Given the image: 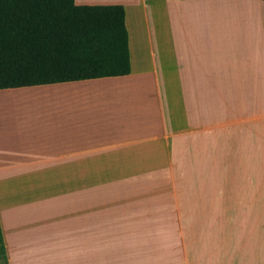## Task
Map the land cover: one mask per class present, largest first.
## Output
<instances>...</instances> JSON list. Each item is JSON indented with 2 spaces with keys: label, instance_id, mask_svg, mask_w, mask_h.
<instances>
[{
  "label": "crops",
  "instance_id": "obj_1",
  "mask_svg": "<svg viewBox=\"0 0 264 264\" xmlns=\"http://www.w3.org/2000/svg\"><path fill=\"white\" fill-rule=\"evenodd\" d=\"M74 1L123 6L130 72L0 90V207L44 193L62 214H82L88 192H129L136 177L171 171L170 161L207 160L208 182L190 169L223 214L208 216L206 237L192 234L185 264H264V2L226 10L220 48L228 55L217 68L216 42L195 46L186 61L182 43L167 36L173 17L192 5L202 15L199 6L215 0ZM171 64L183 68L174 74ZM171 97L183 98L182 111L171 112Z\"/></svg>",
  "mask_w": 264,
  "mask_h": 264
},
{
  "label": "rangeland",
  "instance_id": "obj_2",
  "mask_svg": "<svg viewBox=\"0 0 264 264\" xmlns=\"http://www.w3.org/2000/svg\"><path fill=\"white\" fill-rule=\"evenodd\" d=\"M199 7L204 10L202 15L192 5L190 12L173 17L167 36L182 43L186 61L196 56L195 46L199 50L207 49L216 42L218 68V63L228 55L221 49L226 10L255 7L244 0L206 1ZM150 67L160 71L158 61ZM182 68L171 64L174 74ZM216 98L218 103L223 100L222 96ZM170 102L171 112L182 111L185 103L182 97L177 100L171 97ZM179 114L185 116L183 112ZM215 117L218 122L223 113H214ZM221 132L218 127L217 135ZM216 153H222V142L218 139ZM202 155L209 159L207 151ZM208 163L207 160L201 164L194 160L180 159L178 164L170 161L171 171L156 178L136 177L129 192H88L87 208L82 209V214L73 211L62 214L53 199H43L44 193L40 194V200L20 208L0 207V264L189 263L191 255H183L182 248H191L192 234L206 237L209 215L223 214V207L209 198L208 184L205 190L199 188L197 174L190 169L197 166L206 183L213 177ZM218 177L223 184L221 171ZM204 202L210 203V209L203 206Z\"/></svg>",
  "mask_w": 264,
  "mask_h": 264
},
{
  "label": "trees",
  "instance_id": "obj_3",
  "mask_svg": "<svg viewBox=\"0 0 264 264\" xmlns=\"http://www.w3.org/2000/svg\"><path fill=\"white\" fill-rule=\"evenodd\" d=\"M129 72L122 5L0 0V90Z\"/></svg>",
  "mask_w": 264,
  "mask_h": 264
}]
</instances>
